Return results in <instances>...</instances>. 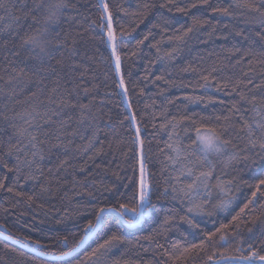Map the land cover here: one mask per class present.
Here are the masks:
<instances>
[{"label": "snow or ice", "instance_id": "snow-or-ice-1", "mask_svg": "<svg viewBox=\"0 0 264 264\" xmlns=\"http://www.w3.org/2000/svg\"><path fill=\"white\" fill-rule=\"evenodd\" d=\"M78 5L79 0H0V191L18 198L16 204L44 209L45 216L59 215L58 225L73 221L46 242L9 236L31 252L4 243L0 264H138L126 256L125 246L147 253L141 241L155 245L153 259L143 264H264V0H159L158 5L143 0L134 9L95 0L96 16ZM201 7L216 17L258 24V39L251 30L228 24L222 26L227 34L217 35L218 24L203 14L181 24L164 11L187 17ZM117 13L129 18L127 25ZM150 16L155 19L130 55L137 56L152 38L155 58L149 63L165 65L156 81L191 87L193 93L214 89L231 98L227 104L216 96L184 94L137 119L122 71L128 47L122 38ZM230 37L240 39L219 51L198 50L179 67L181 73H195V83L165 79L178 59L192 54L191 42L207 46L213 38L227 42ZM104 62L114 66V78L105 73V81L111 79L127 102L130 115L123 119L104 111L110 100L98 99L97 67ZM226 69L231 73L221 74ZM104 87L109 89L107 83ZM112 94L117 93L109 89L107 95ZM178 99L220 104L225 111L214 117L170 115L167 105ZM145 117L153 129L159 119L158 130L167 135L157 141L159 180L145 154ZM116 152L133 153L138 164V176L134 167L124 185L128 191L103 180L109 171L104 157ZM29 183L31 189L24 191ZM45 198L60 206L37 203ZM153 216L151 231L135 243L127 239L126 228ZM204 218H215L212 229L201 226ZM184 224L187 231H181ZM172 232L178 236L167 239ZM53 256L60 259H47Z\"/></svg>", "mask_w": 264, "mask_h": 264}, {"label": "trees", "instance_id": "trees-1", "mask_svg": "<svg viewBox=\"0 0 264 264\" xmlns=\"http://www.w3.org/2000/svg\"><path fill=\"white\" fill-rule=\"evenodd\" d=\"M143 0H112L113 4H121L125 8L134 9L138 3H142ZM215 3H223L224 0H212ZM95 3V0H79L80 11L85 14H91L93 16L98 15V10L93 8L91 5ZM157 5L159 4V0H156ZM165 14L172 17H175L176 22L178 23H191L192 15H206L210 18L213 23L218 24L217 35H225L227 34V30L223 29L224 24H228L230 27H235L238 29H243L246 32H249L250 35H253L254 39H258L254 37V32L259 29V25L255 23H245L244 20L240 17L236 18H227V17H216L211 15V10L208 9L205 11V8H197L191 11V14L187 17L183 16L180 13H175L173 10L172 13H168L166 10ZM117 19L123 24L127 25L129 18L123 16L121 13H117ZM155 19L154 16H150L144 24H140L135 32H131L129 35L123 36L122 43L127 45L128 47L123 49L124 54V64H123V73L125 75V79L128 82L129 89V101L132 104V108L137 115V119H140L141 116L144 115L145 112L149 114L156 112L158 113L162 106L166 105L168 99H172L174 97H182L184 94H193V95H211L216 96L218 99H222L226 102L230 101V97L224 96L222 93H217L214 89H198L195 93L192 92V88L182 89L179 87H169L164 84L163 81H156L155 76L162 74V69L165 68L164 64L157 63L155 65L150 64L149 61L155 58V49L149 47L151 43H153V39L150 38L145 42V45L142 46V50L139 51L138 55L132 57L130 55L131 51L134 50V45L136 41L143 38V35L147 32L150 21ZM176 24H173L175 27ZM94 33L99 35L100 29H94ZM171 34V30L170 33ZM155 39H160L159 30H155ZM240 38L237 37L233 40L231 37L226 42L222 39H215L207 45H197L195 42H191L192 46V54L185 53L184 57L178 59L175 62V66L168 69L171 72L169 76L167 73H164L165 79L175 80L177 84L183 80L185 83L191 81L195 83L197 80V76L195 73H181L179 72V67H182L184 63L188 60H192V56L198 51L203 49L205 52L208 49H216L219 51L221 46L229 47L231 44L236 43ZM101 51H104L101 46ZM207 62V61H206ZM232 70L226 69L221 74H230ZM105 73L109 77L114 78V66L110 67L106 62L101 63L97 67V80L100 83V89L98 91V99L106 98L110 100L104 107V111L106 113H111V115L117 119H123L125 114H129L126 112L127 102L124 101L123 95L118 94L119 90L115 89L112 80L109 79L105 81ZM149 76V79L145 80V76ZM107 83L109 85V89H111L114 93L111 96H108L107 93L109 89L104 87V84ZM161 89H164V92L161 94ZM155 102V104H153ZM148 106V107H146ZM168 111L170 115H176L179 113H197L199 115L205 116H215L222 111H225V106L216 104L209 105L205 107L203 104L199 103H189L182 99H178L174 104L167 105ZM130 115V114H129ZM157 129H153L152 122L148 117H145L143 124V138L145 140V154L147 157V162L149 165L150 171L156 173V179L159 180V157L157 154V141H163L167 139L166 133L158 130V125L160 123L159 119L156 121ZM129 127V122L125 121L124 128L127 129ZM121 134L123 138L127 140L128 136L124 130H121ZM163 146L162 143L160 145ZM126 151V149H125ZM105 164L109 167V171L107 175L104 176V183L111 186L115 184L119 187L120 191H128L124 188V185L129 183L128 178L133 175L134 167L136 169V175L138 176V164L136 162V158L133 153L128 152L127 157L124 156L122 152H116L115 154H109L104 157ZM108 161H111V164L108 165ZM113 172L119 173V178L116 175H113ZM2 174V173H0ZM99 180V177H97ZM32 185L29 183L24 191H29ZM106 196H110V194L106 193ZM18 198L14 197L11 193L6 191H0V223L4 224V228H0V248L3 247L4 243H8L17 248V250H23L26 253L31 252V249L26 248L24 245H21L16 242L15 239L9 240V236L19 237L22 239L25 235L31 236L34 239H40L46 242V238L48 236H55L58 232L62 231L66 226L71 227L73 221L70 219L66 222V225H58L56 224V220L60 218L59 215H54L53 213H49L48 216L44 215V209H39L35 205L32 207H28L23 201L19 204H16V200ZM79 198H75L78 200ZM45 203V208H50L52 205L60 206L58 200L45 198L43 201H37V203ZM67 202H65L66 204ZM13 204H16L13 207ZM3 209H8L7 212L3 211ZM23 213V215H21ZM155 216L151 218H145L146 222L142 221L137 224L133 228H126V237L128 240L133 241L135 243L136 239L140 236L146 235L151 229L155 226L154 220ZM215 219V218H212ZM212 219L204 218V222L202 223V227L206 224L207 228H213ZM27 225V226H26ZM218 226V225H217ZM31 229V230H30ZM188 226L186 224L181 226V231H187ZM178 236V233L172 232L168 235L167 239L171 240ZM143 248H149L147 253L143 252L142 248H131V246L126 245L125 248L129 250L126 252V256L131 257L132 260L137 261L138 264H143V261L148 260L151 261L153 259L152 249L155 248V245H150L147 241H141ZM121 251H125V249H121ZM83 253H81V256ZM119 255V253H117ZM56 256L48 257V260H57ZM64 260H68V258H63ZM69 264H73V262H69Z\"/></svg>", "mask_w": 264, "mask_h": 264}, {"label": "water", "instance_id": "water-1", "mask_svg": "<svg viewBox=\"0 0 264 264\" xmlns=\"http://www.w3.org/2000/svg\"><path fill=\"white\" fill-rule=\"evenodd\" d=\"M65 258H67V257H65ZM56 259H60V258H56Z\"/></svg>", "mask_w": 264, "mask_h": 264}]
</instances>
